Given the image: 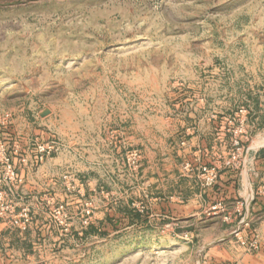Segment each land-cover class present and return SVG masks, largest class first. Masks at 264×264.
Instances as JSON below:
<instances>
[{
  "label": "rangeland",
  "instance_id": "374dc122",
  "mask_svg": "<svg viewBox=\"0 0 264 264\" xmlns=\"http://www.w3.org/2000/svg\"><path fill=\"white\" fill-rule=\"evenodd\" d=\"M200 131L232 165L264 146V0H0V264H151L211 242L214 211L238 235L211 205L144 227L154 183L211 165Z\"/></svg>",
  "mask_w": 264,
  "mask_h": 264
},
{
  "label": "crops",
  "instance_id": "0c3cea01",
  "mask_svg": "<svg viewBox=\"0 0 264 264\" xmlns=\"http://www.w3.org/2000/svg\"><path fill=\"white\" fill-rule=\"evenodd\" d=\"M206 135V132L201 133L200 131L192 138L198 149L197 152H192V154H198L197 160L201 159L203 162L211 163V165L213 163L218 164L220 168H218V176L214 185L201 188V180L195 167L197 163L192 164L191 168L185 169L180 164L178 169L180 174L172 171L170 178H173V181L170 184H167V179L163 177L161 179L166 180L165 183L157 182L152 185L155 194L151 198L149 211L144 218L146 220L143 221L144 227L156 233L162 229L165 218L169 217L176 221L191 218L195 216L202 205L216 206V208L221 209L226 207L225 209L230 210L233 221L244 214V216L249 217L250 222L248 225L241 226L238 235H233L231 223L229 225L222 221L221 216L217 215L218 212L214 211L211 215V242H203L197 245L193 243L191 249L179 242L170 243L169 245L162 242L150 243L144 247V249L152 251L150 263L264 264V146L255 150L250 160L247 161L244 158L240 164L232 165L227 160L226 154L228 152L218 149L213 150V147H211V151L208 153L204 145ZM224 136L226 135L223 133L222 137H218V139H222ZM218 142L216 141L214 145L217 146ZM224 143L226 145V142ZM105 144L101 143L100 146ZM112 144L111 148L113 150L116 144L113 142ZM91 146L93 145L91 144ZM62 169L63 172H59L61 168L57 167L56 163L48 161L42 163L37 169V175L34 177L44 178L47 176V182L49 187L53 188V194L63 193L65 196L66 191L64 188H59L60 183L64 182L62 179L65 172L63 166ZM239 209V212L234 213L235 210ZM105 217H112L111 220L114 224L125 218L124 215L119 213L113 215L107 213ZM130 221L137 222L131 218ZM117 231H120V229ZM176 231L180 232L177 228ZM186 232L191 233L190 230ZM253 236L258 237V247L251 250L247 248V245ZM185 248L189 252L188 257H182L181 251ZM163 250H168L169 255L172 257H165L169 255H165ZM201 251H203L202 257ZM129 259L125 258L123 260L125 262Z\"/></svg>",
  "mask_w": 264,
  "mask_h": 264
},
{
  "label": "built area",
  "instance_id": "2783aa9c",
  "mask_svg": "<svg viewBox=\"0 0 264 264\" xmlns=\"http://www.w3.org/2000/svg\"><path fill=\"white\" fill-rule=\"evenodd\" d=\"M38 152L40 153V159H42V155H47L49 154L50 151H48L47 149L41 147L38 149ZM185 168H189L188 165H186ZM199 173V178L201 180V185L204 188H208V187H212L214 185V183L216 182L217 176H218V167L216 166H211V165H199L198 167H196ZM5 170L6 172H9L11 174H13L14 172V168L10 165V164H6L5 165ZM64 178H66V176H63ZM211 208H216V206H213ZM240 211V209L238 210V212ZM245 211V210H244ZM246 212V211H245ZM247 216H244V214H242L241 218L238 221V226H236L235 228V232H238L239 229L241 228V224H243L244 226L247 225V221H246ZM238 230V231H237ZM239 233V232H238ZM258 247V243L257 241L253 240L250 241L247 245L248 249H257Z\"/></svg>",
  "mask_w": 264,
  "mask_h": 264
}]
</instances>
